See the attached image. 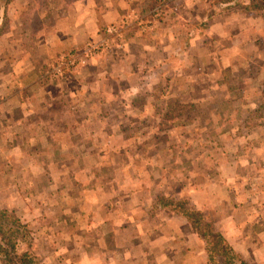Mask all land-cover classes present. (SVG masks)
Wrapping results in <instances>:
<instances>
[{
	"label": "crops",
	"instance_id": "1",
	"mask_svg": "<svg viewBox=\"0 0 264 264\" xmlns=\"http://www.w3.org/2000/svg\"><path fill=\"white\" fill-rule=\"evenodd\" d=\"M157 1L11 0L0 10V18L9 20L8 29L0 37V102H6L0 107V197L9 201L7 206L18 208L14 202H24L22 189H15L24 181L18 179V174L36 173V164L37 170L39 164L45 167L47 159L43 154L49 157L48 162L58 164L57 157L63 155L58 152H76L74 134L78 130L85 133L93 126V117L99 115L100 96V114L116 116L118 122L113 125L119 133L128 129L130 116H150L158 129L168 121L164 116L167 105L160 106L161 101L200 103L192 112L216 115L221 110H205L202 103L209 97L215 99L213 93L227 92L218 86V73L258 68V55L264 51V0H213L210 14H203L204 3L199 4V0H181L176 4L180 11L166 10L154 34L147 36L131 30L102 55L84 59L63 82L47 84V78L39 77L60 53L102 39L111 24L125 19L135 24L137 14ZM4 2L0 0V6ZM207 79L211 83L208 89L203 88ZM106 99L117 100V109L110 108ZM232 112L244 117L237 109ZM236 120L234 117L233 126ZM201 122L198 120L196 125ZM80 124L84 126L78 127ZM255 132L264 135V121ZM142 141L145 146H154ZM260 146L252 155L264 162V138ZM44 147L54 150L44 153ZM71 160L75 163L76 156ZM228 162L237 164L238 159L229 155ZM233 179L235 174L229 181ZM165 185H158L155 197L170 194ZM216 193L214 190L215 201L207 206L201 201V206L217 211L216 226L236 252L246 259L264 262V204L261 219L258 212L254 213V204L245 208L242 200L233 206L224 204L223 209L228 211L219 214L221 200ZM157 201H151L152 217L148 222L153 224L154 232L145 243L146 249L138 244L139 250L107 252L104 264H205L206 249L191 224ZM135 205L137 210L139 204L132 207ZM125 215L128 216L122 214L108 224L124 225ZM131 218L132 223L140 225V219L132 214ZM183 242L188 244L186 249H182ZM190 242L196 243V250ZM196 255L199 260H193Z\"/></svg>",
	"mask_w": 264,
	"mask_h": 264
},
{
	"label": "rangeland",
	"instance_id": "2",
	"mask_svg": "<svg viewBox=\"0 0 264 264\" xmlns=\"http://www.w3.org/2000/svg\"><path fill=\"white\" fill-rule=\"evenodd\" d=\"M212 1H198L199 4L204 3L203 14L213 11L214 1L220 3V0ZM174 2H154L144 9L145 12L137 14L139 17L135 24L126 19L111 24L102 39L87 41L81 48L60 53L39 77L47 78L50 81L47 84L63 82L84 59L102 55L131 30L137 29L147 36L154 34L166 10L180 11L181 8L176 7V4L181 0ZM207 22L208 19L205 23ZM90 44L97 49L96 53L77 59L71 66L63 63L62 56L68 58L70 55L81 54ZM258 58V68L240 72L223 70L218 73V86L227 92L217 94L211 91L216 98L209 97L210 100L202 103V108L212 110L213 107L216 111L221 110V113L209 115L206 112L205 115H196L192 109L200 106V103H186L178 99L171 103L161 101L160 106L167 105L164 116L168 121L158 129L156 125L153 126L150 116H130L128 129L119 133L115 129L116 125H113L118 122V118L100 114L103 102V97L100 96V102L97 101L99 115L93 117V126L85 133L84 130H78L74 134L78 143L76 152H58L63 154L57 157L58 164L48 162L49 157L43 154L42 157L47 159L45 167L39 164L37 170L36 164V173L18 174V179L24 178L27 182L22 181V185L15 188L22 189V194L26 195L24 202H14L18 208L7 206L9 201L0 197V208L13 210L26 225V228H22L23 231H28L30 236L31 243H20V253H29L34 264H104L106 260L103 256L107 252L136 249L138 244L146 249L145 243L154 232L153 224L148 222L152 217L151 201L158 199L157 202L162 204L164 197L184 200L186 207L202 213L220 233L222 231L216 226L217 211L206 210L199 203L204 201L207 206L215 201L214 190L217 191L215 196L221 200L222 210L219 214L228 211L223 209L224 204L233 206V203L242 200L241 205L245 208L253 203L254 213L258 212V219H261V205L264 204V162L252 153L256 154L255 151L261 148L260 142L264 138L263 133L255 132L264 121V51ZM58 66L60 74L52 70ZM209 79L205 80L203 88L208 89L211 85L208 83ZM116 102L117 100L106 99L112 109ZM5 103L4 100L0 102V107ZM261 106V112L255 113ZM233 109H237L244 117L240 118L236 112H232ZM234 117L237 118L235 126ZM198 120L204 124L201 122L197 126ZM120 138L122 139L119 140ZM142 139L152 142L154 146H145L140 143L143 142ZM91 143L92 146H86ZM43 150L46 153L54 148L44 147ZM229 155L236 156L237 164L230 165ZM75 156L74 163L71 158ZM232 174H235V179L230 182ZM162 183L166 184L171 195L163 193L159 198L155 197L154 190ZM134 203L139 204L137 210L136 205L132 207ZM237 205L236 203V207H239ZM171 212L189 223L183 214ZM240 213L245 215L244 212ZM122 214H128L124 217V225L108 224L111 219L121 218ZM131 214L140 219V225L131 222ZM196 234L205 247L203 238L197 232ZM175 245L172 243L173 247ZM190 246L195 249L196 243L190 242ZM187 247V242H183L182 249ZM236 253L240 259L251 264H264ZM194 259L199 260V256L196 255ZM176 261L180 259L177 258ZM0 264H4L1 256ZM205 264H209V261L206 260Z\"/></svg>",
	"mask_w": 264,
	"mask_h": 264
},
{
	"label": "trees",
	"instance_id": "3",
	"mask_svg": "<svg viewBox=\"0 0 264 264\" xmlns=\"http://www.w3.org/2000/svg\"><path fill=\"white\" fill-rule=\"evenodd\" d=\"M11 0H5L0 10ZM9 20L0 18V37L8 29ZM262 106L255 113H260ZM162 207L177 211L185 216L193 229L203 238L209 264H251L240 259L226 237L220 233L212 222L199 211L186 207L184 200L165 198ZM26 225L13 210L0 208V256L4 264H34L29 253L19 251L22 242L31 243L28 231H23Z\"/></svg>",
	"mask_w": 264,
	"mask_h": 264
},
{
	"label": "built area",
	"instance_id": "4",
	"mask_svg": "<svg viewBox=\"0 0 264 264\" xmlns=\"http://www.w3.org/2000/svg\"><path fill=\"white\" fill-rule=\"evenodd\" d=\"M96 52H97V49L92 44H90L86 50L80 52L81 54L70 55L68 58L62 56L61 59H62L64 64L71 66V65H74L76 63L77 59H80L82 57H88V56H90ZM59 68H60V66L55 67L52 70H54L56 74H60Z\"/></svg>",
	"mask_w": 264,
	"mask_h": 264
}]
</instances>
